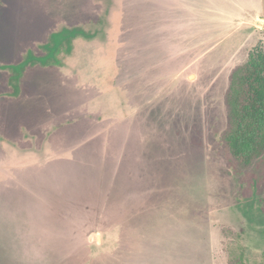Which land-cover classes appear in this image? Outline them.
Here are the masks:
<instances>
[{
  "label": "rangeland",
  "instance_id": "obj_1",
  "mask_svg": "<svg viewBox=\"0 0 264 264\" xmlns=\"http://www.w3.org/2000/svg\"><path fill=\"white\" fill-rule=\"evenodd\" d=\"M258 55L264 0H0V264H264V150L224 145Z\"/></svg>",
  "mask_w": 264,
  "mask_h": 264
},
{
  "label": "trees",
  "instance_id": "obj_2",
  "mask_svg": "<svg viewBox=\"0 0 264 264\" xmlns=\"http://www.w3.org/2000/svg\"><path fill=\"white\" fill-rule=\"evenodd\" d=\"M104 18L107 19L106 16ZM77 36L86 39L94 37L79 26L63 27L50 34L48 42L44 45L47 50L45 55H36L32 51H28L20 62L2 65L1 68L8 71L11 94L19 95L21 80L27 70L35 66L51 65L50 61L54 58L55 53L62 48L69 50L72 40ZM226 104L229 129L224 137V145L227 159L232 163L248 164L259 157L264 150L263 56L258 55L257 59L250 56L246 62L234 68L230 75ZM248 202L247 200L246 206ZM240 209L242 210V207Z\"/></svg>",
  "mask_w": 264,
  "mask_h": 264
}]
</instances>
